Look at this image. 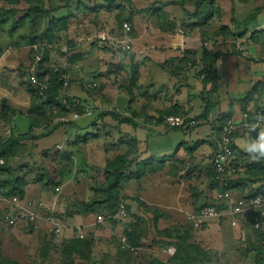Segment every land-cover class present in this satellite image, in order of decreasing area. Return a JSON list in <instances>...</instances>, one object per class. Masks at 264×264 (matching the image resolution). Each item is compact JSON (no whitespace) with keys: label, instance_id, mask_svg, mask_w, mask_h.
Segmentation results:
<instances>
[{"label":"rangeland","instance_id":"rangeland-1","mask_svg":"<svg viewBox=\"0 0 264 264\" xmlns=\"http://www.w3.org/2000/svg\"><path fill=\"white\" fill-rule=\"evenodd\" d=\"M28 1L29 4L26 0H20V3H17L20 12L16 18H0V111L5 108L9 110L11 115L14 112L18 114V117L16 116L18 134L26 133L27 128V120L19 116L23 115L25 117L31 108L41 105L39 101L32 99L29 95L27 71L33 57L31 45H33L34 40L42 37V33H45L48 27L47 24L50 23L49 17L62 20L65 27L56 28L50 32L54 37L51 40L57 38V41H53L51 44L47 43L46 53L42 57L44 59L41 70L43 74L55 71L67 75L70 80L68 92L78 93L79 99L85 100L86 106L93 107L91 114L87 115L89 120L84 124L88 121L92 122L97 114L106 112L111 105V100H113L112 107L115 104L114 108H122V104H124V107L128 110L135 109L133 95L125 103L124 99H119L118 96L121 95V92L133 91L136 87L133 67L135 65L140 66V63L137 64L135 50L141 48L144 42H151L150 33L146 32L147 35L137 37V29L144 33L143 27H151L152 25L149 24V20L142 19L141 21L140 18H131L133 33L129 34V38L134 44V48L132 49L133 44L131 43L132 46L129 52L117 50L115 45L117 39L115 37L119 33L121 34V25L125 20H128L129 16L126 17V15L132 9V6L138 11L146 4L137 1L133 3L134 0H131V3L119 0L113 2V4L96 2V0H69L67 5L64 6L67 0H54V2L52 0L50 2L48 0ZM250 1L243 8L237 5L240 10L239 13H236L237 21L243 17L241 16L243 13H253L256 17L264 12V0ZM31 3H35L43 9H50L55 4L62 5V8L51 11L45 19L39 15L28 17L26 10ZM78 3H82L83 7L81 9L77 8ZM13 4L14 0H0V11ZM217 6L222 10L223 19L219 23L216 21L214 24L212 23V28L219 33L220 28L226 26L232 34L226 37L219 34L220 36L212 37V39L214 38L216 42L225 43L223 45L225 49L223 50L226 54L232 52L241 56L246 55L249 50L244 53L233 52V42L237 39L235 35L241 29L237 28L236 25L233 27L235 23L230 19L232 4L229 0H225L223 3L218 0ZM137 11H134L135 15L133 17L139 16ZM122 21L124 22L121 24ZM257 22H259V27ZM253 25V28L248 26L249 30L245 37L240 39H245L250 49L252 44L258 45L262 49L264 47V20L258 21L256 17ZM138 26H142V30ZM111 29L114 31L113 33L110 32ZM185 29L191 33V36L198 37L199 33L196 25L191 29L189 27H185ZM102 35L107 37L105 41L100 40ZM205 41L212 43L209 40ZM148 43L147 46H149ZM221 43L218 44L220 49ZM262 51L259 52V55L262 54ZM138 58L140 59V57ZM11 111L14 112L11 113ZM72 118V113L67 116L50 118L48 120L50 127L58 123H61V125L45 137L49 141L50 147L55 146L60 151L68 152L67 158L71 161V171L68 177L59 188L53 190L54 192L50 188L47 191L42 190L39 183L37 184L30 179L24 197L25 201H33L34 203L42 201L46 208H53L56 213L62 215L65 219H63L64 222L62 220L60 222L64 224L66 231L60 237L50 238L45 236L46 234L43 232L45 227L43 222L37 223L38 230L42 231H34L33 233L22 230L21 224L8 228L4 218L9 204L5 202L7 206L3 205V207H7V210L5 214L3 212L2 217L0 216V263L68 264V260L64 258L61 251V240L67 241L77 236L82 240L80 246H83L82 253L85 257L76 256L74 264H87L86 256L88 254L98 262L96 264H102L101 260H104L106 264H111L115 259H120L123 264H166L171 258L169 252H167L168 248H174L173 245H176L182 239L184 233H187L189 239L186 244L196 245L205 251L202 254L205 260H199L193 264H263L259 262L262 257L251 250L252 245L257 240V235L249 223L245 222L246 213L235 218V225H232V219L222 217L220 219H206L196 226L192 217L200 206H196L193 210H187L189 212L186 213L179 211L178 208L174 211L173 209L166 210V208L159 207V214L164 213L167 216L166 219L159 218L154 215V212L144 209L141 203L138 202L139 200L143 202V199L141 198V192L135 191L138 186L135 181L125 184V189L122 192L127 197L130 196L127 195L129 192L132 197L139 199L138 201L134 199L126 201L129 214L125 219L116 221L119 217L114 216V218L112 217L113 220L110 221V219L104 217V220L99 222L96 216L101 214L99 211L86 215L72 214L76 210L78 211L83 203H88L92 199L91 188L96 184L98 185V182L104 178L105 163L125 154L127 148L133 149L134 147L132 142L128 144L129 146L123 145L124 142L127 143L128 141L124 131H120L118 127L111 124L103 125L101 122L98 123V128L92 130L93 133H97L99 136L97 140L84 138L85 135H80V141L75 144L76 141L74 140L77 138L78 132L71 131L72 124L69 122L74 124ZM0 123L3 124L4 121L2 120ZM8 124L10 127L12 126L13 117ZM5 127L0 125L1 131L4 132ZM45 138L43 137L35 142L40 143ZM23 142L27 149L24 152L33 155L23 154L22 158L18 159L16 157L14 161L13 158H10V162H13L9 164L26 163L28 167H35L33 170L41 168V157L39 154L32 152H40L42 148L41 150L33 148L31 140ZM42 147H44L43 144ZM32 161L34 162L32 163ZM14 173L17 174L15 170ZM156 177H158V180ZM217 177L226 178L228 176L218 174ZM30 178L33 177L30 176ZM152 178V184L160 183L158 174ZM213 178L216 180L215 177ZM147 182L150 181L146 180L144 185H147ZM157 188L155 187V189ZM223 197L228 202L233 203L241 196L227 195L225 197L224 195ZM208 203L214 204L210 201ZM68 213L72 215L69 216ZM170 214L173 217L171 219ZM135 217L139 219L135 220ZM1 219H4V223ZM133 221L137 222L140 229L142 244H140L139 249L131 252L121 239L124 238V230L130 227V223ZM242 223L243 227H241ZM46 243H50V249L48 250H44ZM126 250H129L130 254Z\"/></svg>","mask_w":264,"mask_h":264},{"label":"crops","instance_id":"crops-1","mask_svg":"<svg viewBox=\"0 0 264 264\" xmlns=\"http://www.w3.org/2000/svg\"><path fill=\"white\" fill-rule=\"evenodd\" d=\"M117 1L119 0H115V2ZM126 1L131 3V0ZM136 1L146 5L138 11L132 6L126 17L129 16L128 19L131 22V18H140L141 21L142 19L149 20V24L152 26L143 27L144 33L137 29V37L147 35L146 32L150 33L151 42H144L145 44L143 43L141 48L135 50L137 64L140 63V66L133 67L136 87L133 91L126 90L118 96L119 99H124L125 103L133 95L135 109L128 110L124 104H122V108H114L115 104L112 107L113 100H111V105L106 110V112L121 117H130L133 123L117 125V121L112 116H106L103 120L97 121L95 119L101 114L99 113L92 122L88 121L84 124L89 120V116L82 115L74 119L71 128V131L78 132V136L74 140L75 144L80 135H85V137H89L88 134L94 135L92 130L98 128V123L101 122L103 125L116 126L126 135L133 137L135 140L133 145H135L140 161L148 158L163 161L165 164L163 171L165 172H171L176 167L186 165L189 174L186 178H179V182L166 175L159 176L160 183L158 184H152V178L149 179L150 182H147V185L136 187L135 191L141 192L144 202L166 208V210L173 209L175 211L178 208L179 211L186 213L189 212L187 210H193L196 206L210 204L209 201L218 204V194L239 197L255 193L264 187V159L253 162L243 151L242 146L250 145L251 137L257 134L258 128L250 123L249 129H247L243 125L241 115L247 111L254 113L257 109L256 113L264 112V47L262 51L260 46L252 44L251 49L249 45L247 46L249 51L244 56L232 52L218 56L213 66L217 84L213 87L208 81L205 83L198 73L203 69L202 62L198 61L202 56L203 43L199 35L198 37L191 36V33L185 29V27L191 29L196 23V17L191 16L195 3L187 1L185 7L181 8L177 5L180 0H134L133 3ZM221 1L223 3L225 0H219L220 3ZM203 2L209 3L206 0ZM250 2L256 3L255 1ZM250 2L248 1L246 4ZM151 4H153L152 10L142 12ZM246 4L234 3L231 6L230 16L234 15L233 17L236 19V13L240 11L237 5L243 8ZM134 11H137L139 16L133 17ZM248 15L249 13H243L241 15L243 17L238 21ZM256 17L258 21H263L264 12ZM222 19L221 10L218 17L216 14L212 17L211 22L219 23ZM258 25L259 22H257ZM138 27L142 30V26ZM260 51L262 54L259 55ZM254 87H259L258 94H254L250 101L244 102ZM212 88L215 89V92L209 94L208 91ZM69 94L74 98H80L78 93L69 92ZM207 102H210L209 112L213 116H218L222 121L232 119L237 124L233 147L238 173L226 177L227 179L224 177V180L223 178L217 180L216 177L214 180L211 171V159L220 137L219 132L213 130L216 127L202 124L190 130H184L170 128L163 122L166 115H188L191 118H197L204 113L208 105ZM16 116L18 117V115L13 116L12 130L18 134ZM19 117L27 120L23 115ZM0 121H2L1 118ZM1 123L0 125H3ZM28 128L27 120L25 132L28 131ZM1 130L0 133L3 132ZM32 147H38L37 149L41 150V148L45 149L50 145L45 138L37 146L32 144ZM252 155L256 154L252 153ZM155 187L158 188L155 189ZM127 195L131 196V193L128 192ZM245 217V222L253 228L251 223L254 220L251 215L247 214ZM171 218H173L172 215ZM241 227H243V223Z\"/></svg>","mask_w":264,"mask_h":264},{"label":"trees","instance_id":"trees-1","mask_svg":"<svg viewBox=\"0 0 264 264\" xmlns=\"http://www.w3.org/2000/svg\"><path fill=\"white\" fill-rule=\"evenodd\" d=\"M48 1L50 2L51 0H48ZM52 1L54 2V0ZM68 1L69 0H67L66 3H64V6L67 5ZM187 1L195 3L194 12L193 14H191V16L196 17V23H194V25L197 26V30L200 35L199 36L200 40L202 41V43L206 42L205 40H209L212 42V43L206 42L208 46H205L203 44L201 47L202 56H201V59L198 61L202 62L203 69L198 71V73L200 76H202L205 83L208 81L214 87L217 84V78L213 74V71H214L213 66H214V62L217 59V57L222 54H225V52H223L224 51L223 49H225L224 48L225 46L223 45L225 43L216 42L214 41V38L212 39V37L220 36V35H223L224 37H226V36H230L232 32L229 31V29L226 26H223L222 28H220L219 33H217L215 29L212 28L213 26L211 22L212 17L215 14L218 17L221 11L216 4V0H206L209 3H204L203 2L204 0H199V1L198 0L197 1L196 0H180V2H178L177 5L183 8L185 7ZM230 1H231V4L234 5V3L236 2L241 3V4H246L250 0H230ZM26 2L29 4L28 0H26ZM96 2H106V3L113 4V2L115 1L114 0H96ZM17 3H20V0H14V4L12 6L6 9H1L0 18H16V16L20 12L19 7H17ZM152 6L153 5H150L147 8L143 9L142 12H147L149 10H152L153 9ZM82 7H83L82 3H78L77 8L81 9ZM60 8H62V5L55 4V6L51 7L50 9H43L39 5H36L35 3H31V5L27 8L26 11H27L28 17L29 16L36 17L37 15H39L40 17L45 19L49 16L48 14H50L51 11H55ZM258 8H261V7H258ZM232 14H233V11H232ZM255 18H256L255 14L250 13L243 20L237 21L232 15L230 19L235 23L233 24V27H235L236 25L237 28L241 29V31L236 33L235 35L236 37L234 35L232 36H234L235 38L245 37V34L249 30L248 26H250L251 28L254 27L253 22ZM49 21L50 23L49 25L47 24L48 27L45 30V33H42L41 35L42 37H40L38 40H34L33 45H31L32 53H33L31 63L36 55L41 56V59L37 66V79L41 85H44L45 88L42 91V95H41L39 89L32 87L30 83H29V87L27 86L29 89L28 92L30 93L29 94L30 97L32 99L39 101L41 104V105H37L36 107L31 108L29 113L25 115L26 119L29 122L28 131L23 134H17L13 132L11 128L12 126L10 127L8 122L11 121L13 116L18 115V114H16L14 111H11V113L14 112V114L11 115L9 114V110L5 108H2L0 111V118L4 121L3 125L6 126L5 128H9V131H10V134H7L6 132L0 133V160L1 159L3 160V163L0 164V196H3L7 199H10L12 197H17L20 201H25L24 197L26 196L27 184H29L30 179L33 182H36L37 184L39 183V185L42 187V190H45V191H47L48 188L52 189L53 191L56 188H59L64 183L66 177H68L71 171L70 170L71 161L70 159L67 158L68 157L67 151H64V150L60 151V149H57L55 146H51L45 149L42 148V150L38 153L32 152L34 154H39V156L41 157L42 159L41 168H36L35 170H33L35 167L33 168L28 167L26 163H17V164H13V163L9 164V163L13 162L14 158L16 157L18 159L20 157L22 158L23 154L27 156L33 155L31 153L24 152L27 149L25 148L23 141L31 140L32 143L37 146L38 143L35 142L36 140L49 136L52 132H54L61 125V123H58L57 125L50 127V123L48 122L50 118H54L56 116L57 117L67 116L68 114H71V113H77L80 116H82L84 114V109L88 107L86 106L85 100L74 98L69 94L67 90L69 85L64 90L62 89L63 77H67V75L60 74L58 72H55L54 70H53L54 72L50 70L51 72L49 74L42 73L41 69H42V62L44 59V58L42 59V57L46 53L45 47L47 43L51 44L53 41H57V38H55L53 41L51 40V38H54V37L53 35H51L50 32H52L53 29L65 27V23L60 19H54L53 17H49ZM123 22L124 21H122L121 24ZM125 22H127L130 25V28L132 27L131 21L129 19L125 20ZM120 31H122V25H121ZM110 32L113 33L114 31H112L111 29ZM132 33L133 31L131 29L129 34H132ZM219 43H221L220 45L221 49L218 46ZM233 47H234L233 52H238L234 45ZM61 89L63 92V96L67 102L66 105L62 104L60 100L58 99L59 92ZM258 90H259V87H254V90L248 96H246V99L244 100V102L250 101L253 98L254 94H258ZM208 92L209 94H213L215 92V89L212 88ZM207 103L208 105L206 106L204 113L201 114L199 117L192 118V119L197 120L199 122L198 126L202 124H207L213 128L216 127L213 129L215 132H220V129L222 128L223 124L226 121H228V119L226 121H222V119H219L218 116L216 117L213 116V114L209 112V108L211 106L210 102H207ZM257 111L258 109L255 110L254 113H251L249 111L247 113L250 114V116L264 115L263 114L264 112L260 114V113H256ZM106 116H112L117 121V125L124 124V123L128 124V122L133 123V120L130 117L128 118L124 116L121 117L117 114L109 113V112L101 113L98 117H96L95 120L97 121L103 120ZM182 116H186V115H182ZM206 118H209L210 121H206ZM69 123L73 125V123L71 122ZM235 126H236L235 131H234V134L232 135L233 146H234V136H235V132L237 129V124ZM175 129H179V128H175ZM88 135L89 137H86V138H93V140H97L99 138L97 133H94V135L93 134H88ZM126 136L128 138V141L127 143L124 142L123 145L129 146L128 144L130 142L132 143L135 142L133 137H130L129 135H126ZM78 141H80V139H78ZM233 146L232 148L234 151ZM66 147L64 148L66 149ZM136 152L137 151L134 145L133 149L127 148L125 154L119 155L114 160H111L105 163L104 173H103L104 178L101 179L100 182H98V185L96 184V186L94 185L91 188L92 194H93L92 199H90L88 203H83L82 207L78 211L76 210L75 212H73L72 214L86 215V214H92V213L99 211L101 214L96 215L97 217L98 216H101L103 218L105 217V218L110 219V221H112L113 220L112 217L114 218V216L116 215L118 206L121 202L124 203L127 209V213L129 214L126 201L128 199H134L137 201L139 200L136 197H132V196L127 197L126 195L122 194L123 190L125 189V184H128L130 181H135L136 183H138V186L141 187L146 182V180L152 179V177L156 176L157 174L159 176L167 175L173 178L174 181L179 182V178H186V176H188L189 174L188 173L189 169L186 168V165H182L178 168L176 167L175 169H172L171 172H165L163 171L164 166H165L163 161H158L154 158H148L146 160L140 161L139 155L136 154ZM10 158L11 159L13 158V161L10 162L11 160ZM30 159H32V157H30ZM33 162L34 161H32V163ZM233 165L236 169L235 174H237L238 167L235 165V159L233 160ZM133 166L134 168H132ZM14 170L17 172L18 175L14 173ZM211 171L214 177H217L216 172L214 171L212 166H211ZM30 176L33 178H30ZM217 180H220V178L217 177ZM137 192H140V191H137ZM260 194H264V187L255 191V193L248 195L247 197H253V196L260 195ZM217 198H218V195H217ZM223 199L224 197L222 199H217L218 204H208V205H213L217 207L218 209H222L226 206L228 202L227 199L225 200ZM38 202H42V201H38ZM138 202L141 203L144 209L148 210L149 212L152 211V213L154 212V215L156 217L164 218V219L167 218L166 214L164 213L159 214L160 212L158 210L160 209L158 206L148 205L144 201L140 202V200ZM220 202H223V203H220ZM3 205L7 206V204L4 201H1L0 199V216L1 217H2L3 212L5 214V211L7 210V207L4 208ZM201 207H199L198 210ZM42 214L48 215L49 217L54 218L59 221L62 220L63 222H64L63 219H65L64 217H62V215L56 213L53 210V208H46L44 203H42ZM65 214H66V211H65ZM72 214L68 213L69 216H71ZM136 219H139V218L135 217V220ZM1 220L4 223V219H1ZM116 221H121V220L119 218V219H116ZM18 224H21L22 225L21 229L27 231L28 233H33L34 231H42V230H38L39 226H37V223L30 222L29 220L16 221L14 226H17ZM251 226H253V223H251ZM7 227L12 228V226H8V225ZM253 229L256 231L257 240L252 245L251 250L255 251V253L258 256L262 257V259H259V262L264 264V247H262L261 245L262 236L264 233H260V231L256 230L254 226H253ZM43 230H44L43 232L46 234L45 236L53 238L52 235L48 234V231L46 230V225L43 228ZM123 236L125 239L124 244L128 247L129 250L130 248L139 249L140 244H142L141 243L142 236L140 235V229L138 228L137 222L135 221L131 222L130 227L124 230ZM188 239H189V236L187 235V233H184V236H182V239L178 241L176 245H173L175 251L173 255L169 254L171 258L169 259V261H167L166 264H193L199 260H205V258L202 257V254L205 252L204 249H201L200 247L196 245L186 244V241ZM81 241L82 240L79 239L77 236H74V238L72 237L71 239L67 241L61 240V243H62L61 251L64 255V258L68 260V264H74V258H76V256L78 257L83 256V253H82L83 246H80L82 243ZM48 249H50V243H46V246L44 247V250H48ZM118 250H121V249H118ZM129 250H126V252L130 254ZM86 259L88 261L87 264L98 263L97 261H95V259L92 256H90V254L86 256ZM127 260L129 261V259ZM207 261L209 260L207 259ZM100 262H102V264H106L104 260H101ZM111 264H123V262H121L120 259H115L113 260Z\"/></svg>","mask_w":264,"mask_h":264},{"label":"built area","instance_id":"built-area-1","mask_svg":"<svg viewBox=\"0 0 264 264\" xmlns=\"http://www.w3.org/2000/svg\"><path fill=\"white\" fill-rule=\"evenodd\" d=\"M121 34L116 36V48L120 52H128L131 50V41L129 38V32L131 30L130 25L127 22L122 24ZM102 41L107 39L106 36L102 35L100 37ZM236 50L238 52L244 53L247 51V42L245 39L237 38L233 42ZM205 46H208L207 43H204ZM41 59L40 55H36L28 67L27 75L29 78V83L32 87L39 89L40 94L44 90V85H41L37 79V66ZM69 85L68 77H63L62 89L64 90ZM91 87V86H90ZM62 89L59 92L58 99L64 105H66V100L63 96ZM93 107H87L84 109V115H90ZM73 120L80 117L77 113H72ZM242 120L244 126L248 129L250 123L258 128V132L255 136L251 137L250 144L256 142L261 132H264V115H255L250 116V114L244 112L242 114ZM206 121H210L209 118H206ZM164 123L170 128H179L184 130L193 129L198 126L199 122L192 119L188 116L182 115H168L164 118ZM236 123L229 119L226 121L222 128L220 129V137L217 141L216 151L214 152L211 159V166L214 171L220 176H229L233 175L236 172V169L233 165L234 160V151H233V137L235 131ZM4 132L10 134L9 129H6ZM3 163V160H0V164ZM228 194H225L227 197ZM218 197H223L218 195ZM1 201H4L9 204L8 211L5 215V222L8 226H14L16 221L20 220H29L33 223L43 222L46 225V230L49 235L53 237H60L64 234L65 226L59 220L49 217L48 215L42 214V202L34 203L33 201H20L17 197H12L7 199L3 196H0ZM249 214L253 218V226L260 233H264V194H260L253 197L242 196L236 202H227L226 206L222 209H218L213 205H205L201 207L192 219L194 220L195 225H200L206 219H220L222 217H228L232 219V225H235V218ZM120 219H125L128 216L127 209L124 203H120L115 215ZM99 222L104 220L103 217H97ZM82 237V235H81ZM124 243L125 239H121ZM262 247H264V234L261 241ZM135 248H130V251H135ZM167 252L170 255L174 253V248H168Z\"/></svg>","mask_w":264,"mask_h":264},{"label":"clouds","instance_id":"clouds-1","mask_svg":"<svg viewBox=\"0 0 264 264\" xmlns=\"http://www.w3.org/2000/svg\"><path fill=\"white\" fill-rule=\"evenodd\" d=\"M243 151L248 154V158L253 162L264 159V132H261L258 140L250 145L242 146ZM255 153L256 155H252Z\"/></svg>","mask_w":264,"mask_h":264}]
</instances>
